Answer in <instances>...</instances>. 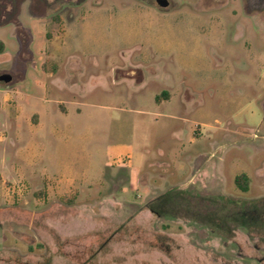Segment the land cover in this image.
<instances>
[{"label":"rangeland","instance_id":"374dc122","mask_svg":"<svg viewBox=\"0 0 264 264\" xmlns=\"http://www.w3.org/2000/svg\"><path fill=\"white\" fill-rule=\"evenodd\" d=\"M168 1L0 0V264H264V0Z\"/></svg>","mask_w":264,"mask_h":264},{"label":"trees","instance_id":"16d2710c","mask_svg":"<svg viewBox=\"0 0 264 264\" xmlns=\"http://www.w3.org/2000/svg\"><path fill=\"white\" fill-rule=\"evenodd\" d=\"M5 50V44L0 40V54H2ZM235 184L237 186L238 189H240L242 192H247L249 190V178L246 174H241L239 176H237L235 178ZM252 211L248 212H239V217H244L246 219V223H245V227H250L252 222H253V219H255L253 216H252ZM236 215V214H235ZM234 219H236L234 217V214L230 215L229 217H224V220L226 222H230L231 223H234L232 221H234ZM236 221V220H235ZM229 222V223H230ZM239 225V224H238ZM241 226V225H239Z\"/></svg>","mask_w":264,"mask_h":264},{"label":"water","instance_id":"95a60500","mask_svg":"<svg viewBox=\"0 0 264 264\" xmlns=\"http://www.w3.org/2000/svg\"><path fill=\"white\" fill-rule=\"evenodd\" d=\"M156 3L161 7V8H167L169 7V1L168 0H156ZM12 80V77L9 74H3L0 76V82L9 84Z\"/></svg>","mask_w":264,"mask_h":264},{"label":"crops","instance_id":"0c3cea01","mask_svg":"<svg viewBox=\"0 0 264 264\" xmlns=\"http://www.w3.org/2000/svg\"><path fill=\"white\" fill-rule=\"evenodd\" d=\"M3 113H6V111H8V109H6V107H4L2 110H1ZM1 124V123H0ZM2 127L5 129L6 125H2Z\"/></svg>","mask_w":264,"mask_h":264}]
</instances>
